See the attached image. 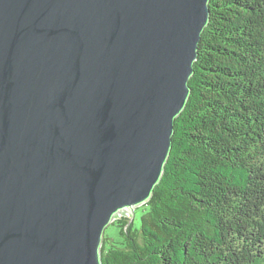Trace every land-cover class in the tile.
<instances>
[{
	"label": "water",
	"instance_id": "obj_1",
	"mask_svg": "<svg viewBox=\"0 0 264 264\" xmlns=\"http://www.w3.org/2000/svg\"><path fill=\"white\" fill-rule=\"evenodd\" d=\"M209 0H0V264H102L148 202Z\"/></svg>",
	"mask_w": 264,
	"mask_h": 264
},
{
	"label": "trees",
	"instance_id": "obj_2",
	"mask_svg": "<svg viewBox=\"0 0 264 264\" xmlns=\"http://www.w3.org/2000/svg\"><path fill=\"white\" fill-rule=\"evenodd\" d=\"M208 6L162 177L102 264H264V0Z\"/></svg>",
	"mask_w": 264,
	"mask_h": 264
},
{
	"label": "rangeland",
	"instance_id": "obj_3",
	"mask_svg": "<svg viewBox=\"0 0 264 264\" xmlns=\"http://www.w3.org/2000/svg\"><path fill=\"white\" fill-rule=\"evenodd\" d=\"M144 213L143 209L141 207H137L134 210V215L132 217V219H134V221L137 223H139L140 221V217L141 215ZM120 217H126L130 219V216L128 214V212L123 211L120 212L116 218H120ZM118 235L117 232V228L114 225H108L105 230H104V236L105 237H110L111 239H116Z\"/></svg>",
	"mask_w": 264,
	"mask_h": 264
}]
</instances>
